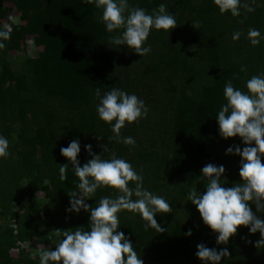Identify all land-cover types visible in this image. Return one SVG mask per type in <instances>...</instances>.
<instances>
[{"label": "trees", "instance_id": "16d2710c", "mask_svg": "<svg viewBox=\"0 0 264 264\" xmlns=\"http://www.w3.org/2000/svg\"><path fill=\"white\" fill-rule=\"evenodd\" d=\"M128 2L149 14L164 4L175 14L177 27L169 35L152 30L145 44L151 52L142 57L125 46L109 47V37L117 32L106 31L94 4L0 0V30L4 17L18 15L7 21L11 36L0 48V135L8 139L10 153L0 158V264H40L41 253L63 238L56 230H90V212L66 211L69 195L78 191V177L71 165L65 180L59 172L68 163L60 148L76 138L80 166L92 158L84 145L101 154L99 145L108 144L102 158L115 153L125 159L143 176V188L170 204L171 212L154 217L165 229L161 233L145 231L147 222L139 214L118 213V231L130 239L144 264H202L195 255L201 243L218 251L228 248L230 256L221 264H264V248L254 247L258 232L250 234L241 226L228 245L218 246L216 235L187 200L193 188L205 191L206 181L199 177L209 163L225 167L226 187L241 182L240 157L225 152L244 145L239 137L222 139L215 119L226 102L227 81L247 91L246 82L264 73V39L258 46L248 39L252 28L264 34V0H241L236 17L221 15L212 0ZM196 22L198 28L192 25ZM235 32L241 33L239 40L232 39ZM27 37L36 55L16 65L13 54L25 52ZM113 87L137 95L148 108L146 118L121 129L122 137L134 138V147L109 141L111 125L98 118L96 90L102 96ZM96 136L103 138L97 141ZM129 186L134 189L135 183ZM119 194L101 188L87 203L96 207L101 198ZM189 229L191 237L185 235ZM31 242L41 245L39 252L20 246Z\"/></svg>", "mask_w": 264, "mask_h": 264}, {"label": "clouds", "instance_id": "9594fccd", "mask_svg": "<svg viewBox=\"0 0 264 264\" xmlns=\"http://www.w3.org/2000/svg\"><path fill=\"white\" fill-rule=\"evenodd\" d=\"M85 4H94L100 9L102 23L108 33L117 32L109 37L110 48L125 46L131 52L145 56L151 52V46H145L152 30H163L166 34L177 27L175 14L169 12L164 4L149 14L145 9L130 8L128 0H82ZM221 15L231 13L240 15L241 0H212ZM248 11H254L249 8ZM198 28V22L192 24ZM122 30V31H118ZM11 27L5 26L0 30V48L3 41L11 36ZM240 32L233 34V40L240 39ZM248 39L252 46H258L264 34L258 29H249ZM244 70V69H242ZM247 91L234 88L231 80L225 84L223 95L226 101L216 117L219 136L227 140L239 137L240 145H232L226 149V155L240 157V183L226 187L222 179L225 174L223 165L212 163L201 169L199 179L205 180V191L198 192L193 188L187 197L197 209L203 224L216 235V244L228 245L230 237L238 233L243 226L250 234L259 233L260 239L255 242L257 249L264 248V219L258 214H264V73L252 76L246 82ZM99 100L96 111L99 120L111 125L115 140L128 146H135L132 137H122L121 129L147 117L148 108L145 101L135 94L113 87L101 96L96 90ZM115 121V123H112ZM103 137L96 136L97 141ZM101 154H95L91 144L84 145V151L92 158L83 166L77 159L81 153L78 138L73 139L67 147L60 148L62 157L68 163L60 166V178L65 180L68 166L71 165L79 182L69 195V213L79 214L81 210L90 212L89 229L61 231L56 230L57 236H63L54 249L45 250L40 255V264H144L130 239L120 228L118 213L121 210L139 214L147 223L145 231L155 229L164 232L165 229L157 224L156 217L160 213L172 211L170 204L161 196L154 195L143 188V176L125 159L117 158L112 153L110 159L102 158L109 151L108 144L99 145ZM8 139L0 135V158H7L9 153ZM135 183V188L129 186ZM112 188L119 191L116 199L103 197L96 207L87 201L98 189ZM135 196L137 199H132ZM255 206L256 212H253ZM186 236H192L189 229ZM252 243V241H248ZM196 257L202 264H221L222 259L228 258L227 247L221 250L209 248L201 243L197 245Z\"/></svg>", "mask_w": 264, "mask_h": 264}, {"label": "rangeland", "instance_id": "374dc122", "mask_svg": "<svg viewBox=\"0 0 264 264\" xmlns=\"http://www.w3.org/2000/svg\"><path fill=\"white\" fill-rule=\"evenodd\" d=\"M17 17H18V15H17L16 12L10 13L9 15H7L6 17L3 18L2 25L3 26H7L8 25V22H7L8 20H10V21H16L17 20ZM26 45H27V47H26V50H25L24 53H16L15 52L13 54V55H15L16 65L25 56H35L36 55V49L33 47L31 37H27V39H26ZM38 195L39 196H43L44 194L42 192H39ZM20 246L23 247L24 249H30L31 253H35V252L37 253V252H39V249L41 248V245L38 242H35V243H32V242L31 243H21Z\"/></svg>", "mask_w": 264, "mask_h": 264}]
</instances>
